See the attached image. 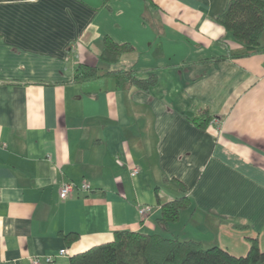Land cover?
<instances>
[{"label": "crops", "instance_id": "0c3cea01", "mask_svg": "<svg viewBox=\"0 0 264 264\" xmlns=\"http://www.w3.org/2000/svg\"><path fill=\"white\" fill-rule=\"evenodd\" d=\"M227 2L0 0V264H69L124 230L264 251V31L259 52L227 57L241 47L215 22ZM104 36L134 47L112 69L155 85L76 83L78 64L106 67ZM68 182L89 191L62 200ZM182 195L160 225L156 196Z\"/></svg>", "mask_w": 264, "mask_h": 264}, {"label": "trees", "instance_id": "16d2710c", "mask_svg": "<svg viewBox=\"0 0 264 264\" xmlns=\"http://www.w3.org/2000/svg\"><path fill=\"white\" fill-rule=\"evenodd\" d=\"M108 0H103L106 2ZM215 22L230 33L241 47L229 53V58H242L259 52V39L264 31V0H228L225 9L216 17ZM134 51L129 43L118 44L104 36L99 60L106 67L78 64L74 72L76 83L99 78L113 77L114 88L126 90L131 86L147 91L155 85L156 77L139 79L131 70L112 69L119 58ZM189 117V115H187ZM207 111L199 116L190 117V121L206 128ZM178 188L185 193V187ZM162 226L176 223L180 212L190 206L188 196L182 195L168 202H162L159 196ZM68 243L78 239L75 233L63 236ZM69 264H264V251L259 247L258 239L249 240L246 255L235 257L226 250L213 246L205 248L195 240L165 238L159 234H145L131 231H116L110 242L102 243L70 257Z\"/></svg>", "mask_w": 264, "mask_h": 264}, {"label": "built area", "instance_id": "2783aa9c", "mask_svg": "<svg viewBox=\"0 0 264 264\" xmlns=\"http://www.w3.org/2000/svg\"><path fill=\"white\" fill-rule=\"evenodd\" d=\"M131 176L134 177L138 174V170L135 168L131 171ZM80 190L83 192L89 191V186L85 182L82 183L79 187L74 185L72 182L64 183L58 191V196L60 199L64 200L68 196H70L74 190ZM152 210V208L148 205H142L138 207V214L141 218H146L148 213ZM66 253L65 249H62L58 252L57 256L64 255ZM56 257L54 255H48L44 257L43 261L46 263H51ZM31 264H39L37 259L31 258Z\"/></svg>", "mask_w": 264, "mask_h": 264}]
</instances>
